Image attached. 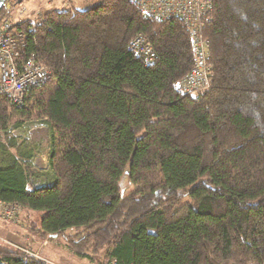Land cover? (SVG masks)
<instances>
[{"label":"trees","instance_id":"obj_1","mask_svg":"<svg viewBox=\"0 0 264 264\" xmlns=\"http://www.w3.org/2000/svg\"><path fill=\"white\" fill-rule=\"evenodd\" d=\"M16 30L50 73L19 103L0 94L1 206L38 211L40 237L90 264H264V0H214L210 85L194 94L187 29L135 0ZM29 121L48 130L43 174L12 134ZM0 264L51 263L0 245Z\"/></svg>","mask_w":264,"mask_h":264},{"label":"built area","instance_id":"obj_2","mask_svg":"<svg viewBox=\"0 0 264 264\" xmlns=\"http://www.w3.org/2000/svg\"><path fill=\"white\" fill-rule=\"evenodd\" d=\"M29 0H5L4 16L0 19V94H7L12 102L19 103L26 90L44 82L50 70L33 57L24 59L23 35L16 25L28 20L31 24L40 22L44 14H29ZM141 11L157 21L175 19L187 29L193 56V65L180 83V89L190 94L206 90L210 85V50L203 29L214 7V0H135ZM130 49L138 56L151 61L155 54L145 36L132 39ZM5 218H13L14 206H1ZM2 213V212H1Z\"/></svg>","mask_w":264,"mask_h":264},{"label":"rangeland","instance_id":"obj_3","mask_svg":"<svg viewBox=\"0 0 264 264\" xmlns=\"http://www.w3.org/2000/svg\"><path fill=\"white\" fill-rule=\"evenodd\" d=\"M63 5H65L64 1ZM34 6L38 7L36 2ZM51 8L45 2L43 11H49ZM62 9L78 10L69 2ZM12 134L26 140L28 148L33 150L34 156L31 163L33 174H43L48 171L49 135L46 126L42 123L29 121L19 130H13ZM42 181L43 179H38L36 183L40 184ZM3 210L0 207V245L22 250L26 254L46 259L51 264H90L86 260L70 254L63 246L65 241L61 237H40L37 228L40 220L38 211L18 208L14 217L9 219L3 216Z\"/></svg>","mask_w":264,"mask_h":264},{"label":"crops","instance_id":"obj_4","mask_svg":"<svg viewBox=\"0 0 264 264\" xmlns=\"http://www.w3.org/2000/svg\"><path fill=\"white\" fill-rule=\"evenodd\" d=\"M63 1H64L65 5L67 4V2H69V4L70 5L73 4L74 8H76V9H84V8H87V7L97 3L99 0H29L28 1V12H29V14H34L37 12L45 13L43 11V8L45 6V2L47 4V6L52 7L49 11L59 10L65 6V5L62 6ZM35 2L37 3V6H38L37 8H35V6H34ZM48 262H50V261H48Z\"/></svg>","mask_w":264,"mask_h":264},{"label":"water","instance_id":"obj_5","mask_svg":"<svg viewBox=\"0 0 264 264\" xmlns=\"http://www.w3.org/2000/svg\"><path fill=\"white\" fill-rule=\"evenodd\" d=\"M5 0H0V8L2 7V4Z\"/></svg>","mask_w":264,"mask_h":264}]
</instances>
